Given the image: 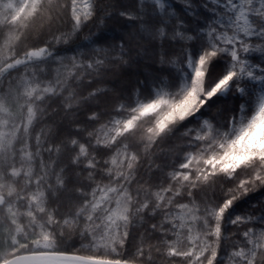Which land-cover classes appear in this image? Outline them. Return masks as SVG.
<instances>
[{"label":"snow or ice","instance_id":"snow-or-ice-1","mask_svg":"<svg viewBox=\"0 0 264 264\" xmlns=\"http://www.w3.org/2000/svg\"><path fill=\"white\" fill-rule=\"evenodd\" d=\"M257 191L264 0H0V264H264Z\"/></svg>","mask_w":264,"mask_h":264},{"label":"trees","instance_id":"trees-1","mask_svg":"<svg viewBox=\"0 0 264 264\" xmlns=\"http://www.w3.org/2000/svg\"><path fill=\"white\" fill-rule=\"evenodd\" d=\"M118 2L123 3L124 0H118ZM91 27V25L89 26ZM93 31L95 29L93 28ZM133 32V29L129 26L128 22L114 15L111 19L107 20L105 23V35L110 38L111 42L119 43L120 39H123L125 43L129 44L131 48V59L127 65L113 66L111 71L105 74L102 84L100 86L108 89L109 97H116L119 95L127 96L132 92L136 86V81L143 80L145 76L151 72L153 69L151 67V61L145 57L136 55L137 52V39L131 37L129 34ZM88 34V29L86 28L79 37V40ZM79 41H77L78 43ZM74 45L61 46L59 52L60 55L71 56L72 51H64L66 48H72ZM95 86V85H94ZM103 99V98H101ZM232 104L231 97L226 100H222L219 104L206 110L204 113V118H212L217 115L218 108H228ZM223 115H227L224 113ZM223 117H217V119H222ZM59 119V118H57ZM250 199H247L246 203H242L238 211H243L245 208L250 207L253 204L259 205L264 203V194L257 191L256 193L250 194Z\"/></svg>","mask_w":264,"mask_h":264}]
</instances>
